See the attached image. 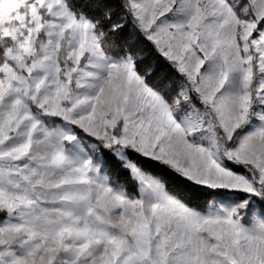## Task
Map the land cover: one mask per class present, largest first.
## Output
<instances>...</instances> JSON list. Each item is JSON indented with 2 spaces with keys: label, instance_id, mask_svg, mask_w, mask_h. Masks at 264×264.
<instances>
[{
  "label": "snow or ice",
  "instance_id": "6c2138e0",
  "mask_svg": "<svg viewBox=\"0 0 264 264\" xmlns=\"http://www.w3.org/2000/svg\"><path fill=\"white\" fill-rule=\"evenodd\" d=\"M0 264H264V0H0Z\"/></svg>",
  "mask_w": 264,
  "mask_h": 264
}]
</instances>
